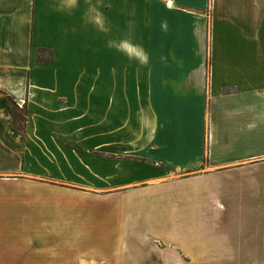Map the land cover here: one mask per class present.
<instances>
[{"label": "crops", "instance_id": "1", "mask_svg": "<svg viewBox=\"0 0 264 264\" xmlns=\"http://www.w3.org/2000/svg\"><path fill=\"white\" fill-rule=\"evenodd\" d=\"M99 61L100 86L78 81L75 66ZM7 98L25 109L22 134ZM0 146V184L68 210L52 231L9 240L23 251L68 242L55 264H264V0H0ZM29 251L19 262L43 264Z\"/></svg>", "mask_w": 264, "mask_h": 264}, {"label": "rangeland", "instance_id": "2", "mask_svg": "<svg viewBox=\"0 0 264 264\" xmlns=\"http://www.w3.org/2000/svg\"><path fill=\"white\" fill-rule=\"evenodd\" d=\"M95 51H93L94 53ZM95 57V56H94ZM104 65H101L99 62H94L92 67H74V74L78 81H84L87 78V84L93 85L94 87L100 86V80L102 79ZM115 72V71H114ZM107 72H105L104 76H106ZM109 73V75H112ZM83 78V80H81ZM89 87V86H88ZM5 150V147L0 146V166L2 164H10V161L5 157L2 156V151ZM112 158V157H111ZM0 172V179L4 178L6 174H2ZM42 182V181H40ZM44 182V181H43ZM52 185H58L57 183H48ZM65 186V185H59ZM59 199L52 195L47 191L36 190L30 191L25 190L20 187H14L11 184L5 186V184H0V264H22V261L19 262L22 258H28L26 254L30 250L34 255L37 253H43V257L41 258L35 256L40 262L43 264H55V259L53 257L54 251L60 250L63 254H69L71 252L68 246V242L61 243V242H46L45 247L42 243L39 242H30L29 243V250L23 251L21 248H18L16 245L17 243H8L11 242L12 238H19L21 239L24 235H29L30 237H34L40 232H44L46 230L53 229V226L50 225L52 223L51 218H60L65 217L68 213V210L62 209L60 214L61 216L52 208V203L57 202ZM63 203H68L67 201ZM73 205V204H72ZM97 210L106 209L100 206ZM148 212V211H147ZM159 214V213H158ZM142 217H146L143 213L140 214ZM87 218H92L93 220L96 219L94 226L98 227L100 224L104 223L101 221H107L106 217H102L101 215H97L96 213L87 214ZM129 216L126 215V218ZM120 218L119 215L113 216L111 219ZM122 218V216H121ZM129 218H132L130 216ZM70 219V218H69ZM142 219V218H141ZM55 220V219H54ZM64 218L61 219L60 224H58L56 229L61 228L63 223L62 221ZM116 220V221H117ZM121 221V220H120ZM92 224L93 222L90 221ZM105 223V224H106ZM33 226H32V225ZM31 225V226H30ZM103 225V224H102ZM50 227V228H49ZM122 226L119 228L120 233H122ZM52 231V230H51ZM18 240V239H16ZM127 242V241H125ZM93 243L90 242H77L74 243L73 252L80 253L78 260L84 259V255L82 252L89 250V246ZM98 245L102 244L105 248L108 246L107 242H98ZM127 244L132 245L131 243L127 242ZM110 250L118 249L116 243L109 244ZM128 249V246H127ZM29 251V254L31 253ZM31 256V255H30ZM77 260V259H76Z\"/></svg>", "mask_w": 264, "mask_h": 264}, {"label": "trees", "instance_id": "3", "mask_svg": "<svg viewBox=\"0 0 264 264\" xmlns=\"http://www.w3.org/2000/svg\"><path fill=\"white\" fill-rule=\"evenodd\" d=\"M43 50H39L38 55L41 57ZM50 58V57H49ZM8 109L10 114L9 126L12 130L16 131L18 134L24 132V126L26 122L25 109L18 108L15 102L11 98H7Z\"/></svg>", "mask_w": 264, "mask_h": 264}]
</instances>
